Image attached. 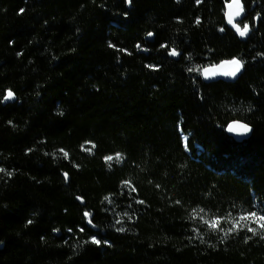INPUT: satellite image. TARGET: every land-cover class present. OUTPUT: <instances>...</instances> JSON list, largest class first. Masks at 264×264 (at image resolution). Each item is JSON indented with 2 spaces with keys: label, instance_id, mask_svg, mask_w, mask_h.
I'll list each match as a JSON object with an SVG mask.
<instances>
[{
  "label": "trees",
  "instance_id": "16d2710c",
  "mask_svg": "<svg viewBox=\"0 0 264 264\" xmlns=\"http://www.w3.org/2000/svg\"><path fill=\"white\" fill-rule=\"evenodd\" d=\"M230 1L0 0V264H264V230L225 237L264 215V0L246 40Z\"/></svg>",
  "mask_w": 264,
  "mask_h": 264
},
{
  "label": "snow or ice",
  "instance_id": "6c2138e0",
  "mask_svg": "<svg viewBox=\"0 0 264 264\" xmlns=\"http://www.w3.org/2000/svg\"><path fill=\"white\" fill-rule=\"evenodd\" d=\"M129 3L132 2V0H128ZM197 3H200L201 0H196ZM233 4H235L237 6V10L234 12V13H229L228 15V22L230 24H234V17H239L242 15V13L244 12V6H243V3H242V0H233ZM229 8L232 7V5H228ZM24 9H20V12L23 13ZM197 24L200 23V20L197 19L196 21ZM234 27L236 28V30L238 31L239 35L240 36H246L249 32V26L247 24H244L243 28L240 27L239 24H234ZM221 31H223V29H221ZM149 36L152 35V33H149L148 34ZM110 47H115V45H109ZM139 47V45L137 46ZM162 47H167V45H162ZM170 55H180V53L175 49H171V52L169 53ZM224 64H228V65H232L233 68L230 72L228 73H224L225 75H230V76H236V74L238 72L241 71V69L244 67V62L238 58H233L231 60H228V61H223L221 63L220 66L224 65ZM149 67H154V66H149ZM219 67V66H217ZM192 69H190L191 71ZM204 75L206 77H211V76H216L217 73L214 72V71H210V69L208 68H205L204 69ZM15 97V93H13L11 90H8L7 94L4 96V99L5 100H9V99H13ZM228 130L230 132H241V133H248L249 131H251V128L249 125L247 124H243V123H240V122H234L233 124H230L228 126ZM187 137L185 136L184 137V141L185 143H187ZM61 152H63V150L61 149L60 150ZM65 156H67V153H64ZM114 159L113 156H107L105 157V160L106 162H110ZM115 159L117 161H121L122 162V154L120 153H117L116 156H115ZM0 173H6L8 176H11L13 173L12 172H9L7 171L6 169L4 168H0ZM65 177L67 178V174H65ZM126 185H130V181H125L124 182ZM159 187V186H158ZM132 191H135V188L132 187ZM82 199V198H81ZM105 199H109L108 197H106ZM139 203H144V201H139ZM177 204H179L180 202L179 201H176ZM201 212L203 211V209L200 210ZM91 213L89 212H86L85 213V216L86 217H89V223H91ZM125 216H127L128 214L127 213H124ZM229 216H231V214H229ZM129 219H131V217H129ZM225 218L224 217H214L211 221H209L208 223L210 224V226L213 228V229H217L219 228V225H220V221L221 220H224ZM240 221H246V223L244 224H241ZM249 221H254L256 224L259 225V229L257 228H252L250 226ZM120 221H117V223H119ZM29 224L32 223L31 220L28 221ZM231 223H232V227L228 228L227 231H225V237L232 233V232H237L239 230H241L242 228H247L248 231L252 232L253 234H256L258 230H264V215H258V213L256 211H251V212H244L242 213L238 219L236 218H233L231 220ZM125 229L124 228H119L118 231H124ZM221 231H223V229H220ZM71 231V230H70ZM80 231H83V229H80ZM250 238V237H249ZM91 242L92 243H95L97 245L101 244L102 242L100 240H98L96 237H92L91 238ZM103 243H107V241H104Z\"/></svg>",
  "mask_w": 264,
  "mask_h": 264
},
{
  "label": "water",
  "instance_id": "95a60500",
  "mask_svg": "<svg viewBox=\"0 0 264 264\" xmlns=\"http://www.w3.org/2000/svg\"><path fill=\"white\" fill-rule=\"evenodd\" d=\"M242 3H243V1H242ZM230 4L232 5L231 8L228 7V5H230ZM243 6H244V12L242 13V15L239 16V17H234V24H239L241 28H243L241 22L244 20V18H245V16H246V10H245V5H244V3H243ZM236 10H237V6H236L235 4H233V0H231L230 2H228V3L226 4V10H225L226 20H227L228 25H229L231 28L234 29V31H235V33L237 34V36H238L241 40H246V39L250 36V34L252 33V28H251V26L248 25V26H249V32H248V34H247L246 36H240L239 33H238V31H237L236 28L234 27V24H230V23L228 22V15H229V13H234ZM147 40H149V41H153V40H154V35L152 34L151 36H148V37H147ZM173 56H174V55H173ZM179 56H180V55H175V57H179ZM232 59H233V58H232ZM238 59H239V58H238ZM228 60H231V59H226V60H223V61H228ZM240 60H241V59H240ZM223 61L219 62L218 64H215V65H211V66L205 67V68L210 69V71H214V72H216V73H217L216 76L206 77V76L204 75V69H205V68L203 69V71H202V77H203V80H204L205 82H207V83H212V82H217V81L235 82V81H237V80L240 78V76H241L242 73L244 72V67L241 69L240 72H238V73L236 74V76L225 75L224 73H228V72H230V71L232 70L233 66H232V65H228V64H224V65L220 66L221 63H222ZM217 66H219V67H217ZM7 92H8V91H7ZM12 92H13V91H12ZM13 93H14V92H13ZM16 100H17V98H16V95H15V97H14L13 99H9V100H5V99H4V103H5V104L13 103V102H15ZM234 122H240V123H243V124H247V125H249L248 123H246V122H244V121H241V120H233V121H231V122L227 125V128H226L227 133H228L230 136H232V137H233L236 141H238V142H242V141H245V140L249 139V138L251 137L252 133H253V128H252V126L249 125L250 128H251V131H249L248 133L230 132V131L228 130V126H229L230 124H233ZM80 200H81V202H84V200H82V199H80Z\"/></svg>",
  "mask_w": 264,
  "mask_h": 264
},
{
  "label": "flooded vegetation",
  "instance_id": "af4514ba",
  "mask_svg": "<svg viewBox=\"0 0 264 264\" xmlns=\"http://www.w3.org/2000/svg\"><path fill=\"white\" fill-rule=\"evenodd\" d=\"M242 23H243V22H242ZM245 24H247V25H250V26H251V24H250V23H247V22H246Z\"/></svg>",
  "mask_w": 264,
  "mask_h": 264
}]
</instances>
